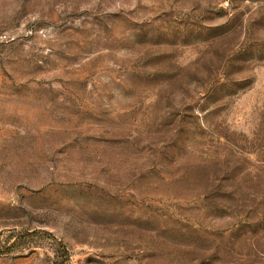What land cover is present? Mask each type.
Segmentation results:
<instances>
[{"label": "rangeland", "instance_id": "obj_1", "mask_svg": "<svg viewBox=\"0 0 264 264\" xmlns=\"http://www.w3.org/2000/svg\"><path fill=\"white\" fill-rule=\"evenodd\" d=\"M0 264H264V0H0Z\"/></svg>", "mask_w": 264, "mask_h": 264}]
</instances>
